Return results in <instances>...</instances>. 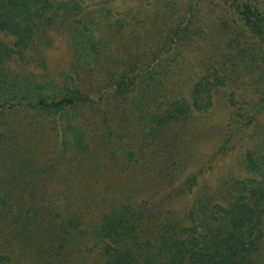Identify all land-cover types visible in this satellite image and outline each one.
Listing matches in <instances>:
<instances>
[{
  "label": "trees",
  "instance_id": "1",
  "mask_svg": "<svg viewBox=\"0 0 264 264\" xmlns=\"http://www.w3.org/2000/svg\"><path fill=\"white\" fill-rule=\"evenodd\" d=\"M190 1L194 7L199 0ZM231 1L237 10L240 29L249 38L247 48L254 63L252 67L264 69V13L251 0ZM80 5V0H0V187L6 190L8 184L15 185L4 176L10 170L3 161L18 165L26 176L43 177L55 174L65 157L71 155L75 162L71 174L75 179L81 176V182L74 180L79 186L71 187L73 191L60 189L56 195L54 189L52 194L63 203L53 200V264H70L69 253L84 239V234L96 251V264H264V170L255 165L250 153L247 156L249 170L257 177L230 182L228 195L220 199L208 194L198 195L183 219L176 218L166 208L156 210L148 202L133 203L112 197L109 192H102L100 196L87 193L85 188L91 183L82 184V170L87 169L96 179L105 155L112 153L105 152L107 147L114 149L116 144L121 145V151L115 149V154H125L128 161L134 159L132 151L126 150L130 144H122L132 130L120 117L111 125L102 116L95 121L94 128L91 127L85 114L87 107L98 105L108 90L121 100L135 92L132 94L135 101L130 102L138 108V115H133L126 107L125 119L139 120L143 129L149 128L150 134L159 138L156 127L187 118L192 107H198L202 92L206 93L203 107L208 106L212 82L223 85L224 80L215 70L207 71L202 80L212 76L213 81L195 83L190 89L191 101L178 97L160 108L153 106L152 101L159 99L160 93L156 87L160 80L156 77L163 73L149 68L139 71L134 61H128L104 80L101 72H96L106 55L98 30L102 26L113 28L119 18L114 22L104 14L97 21L83 15L76 27ZM65 20H69L71 73H62L60 81L27 74L23 63L30 58L25 52L36 45L35 37L39 35L50 41L46 30ZM95 72L96 77L86 83L82 74ZM90 82L95 83L94 89L87 87ZM140 84L149 87L145 94L138 92ZM95 92L97 98L93 99L91 94ZM97 130H101L102 135ZM44 137L50 139L47 151L51 159L39 166L27 159H37V155L32 154L36 151L31 148ZM86 161L87 165H83ZM188 180V188H174L173 199H180L185 190H192L194 180ZM35 183L28 180L18 185L23 195L28 193L34 197L32 206L21 207L24 215L19 216L20 222L25 226L37 227L42 222L44 212L34 202H45L46 197H41L39 192L30 194L27 189L28 184ZM13 187L6 190L5 198ZM81 189L86 193L78 192ZM84 208L97 210L91 229L84 227L81 221L80 212ZM3 211L4 208H0V213ZM83 229L89 230L88 233ZM0 246V264H7L11 257ZM80 258L83 256L78 254V264L83 261Z\"/></svg>",
  "mask_w": 264,
  "mask_h": 264
},
{
  "label": "rangeland",
  "instance_id": "2",
  "mask_svg": "<svg viewBox=\"0 0 264 264\" xmlns=\"http://www.w3.org/2000/svg\"><path fill=\"white\" fill-rule=\"evenodd\" d=\"M251 1L264 13V0ZM80 4L76 27L83 15L97 21L104 14L114 22L119 18L113 28L102 26V22L99 25L102 27L98 33L104 41L106 55L96 72H101L104 80L112 71L131 61L139 71L149 68L163 73L156 77L160 80L156 83L160 93L159 99L152 101L153 106L160 108L178 97L191 101L190 89L195 83L213 81L212 76L202 80L207 71L215 70L224 80L223 85L212 82L208 106L203 107L206 93L202 92L198 107L193 106L187 118L156 127L159 138L150 134L149 128L143 129L139 120L125 119L126 107L133 115H138V108L130 102L135 92L121 100L108 90L98 105L87 107L85 114L93 128L102 116L111 125L115 123L113 120L121 118L132 130L122 144L129 143L126 150L134 155V159L128 161L125 154L114 152L115 149L121 151V145L116 144L114 149L107 147L104 151L112 153L105 155L96 179L87 169L82 170V184L91 183L85 188L87 193L100 196L102 192H109L112 197L133 203L148 202L156 210L166 208L176 218L183 219L198 195L208 194L220 199L228 195L230 182L257 177L249 170L248 153L255 165L264 170V69L252 67L254 63L247 48L249 38L240 29L237 10L231 0H199L194 7L190 0H80ZM68 21L55 23L52 29L46 30L50 41L39 35L35 37L36 45L25 52L30 58L23 63L27 74L60 81L62 73H71ZM96 72L82 74L86 83L96 77ZM94 84L90 82L87 87L92 88ZM148 88L140 84L138 92L145 94ZM91 95L97 98L96 92ZM97 132L100 134L101 130ZM26 139L29 143L28 137ZM49 147L50 139L42 138L31 148L36 151L32 154L37 155V159L32 157L27 161L39 166L50 162ZM72 158L66 156L55 174L43 177L26 176L18 165L2 162L10 170L4 176L9 183L15 184L6 186L7 191L14 186L7 198V191L0 187L3 200H0V208H4L0 213V244L11 257L7 264H53V200L63 203L52 194L54 189L57 195L60 189L73 191L71 187L79 186L74 180L81 182V176L75 179L71 174L75 164ZM83 165H87V161ZM188 179L194 180L192 190H185L183 197L173 199L174 188H188ZM28 180L36 181L27 185L30 194L39 192L41 197H46L45 202H34L44 212L41 225L37 227L25 226L19 217L24 215L21 207L32 206L34 199L28 193L23 195L18 186ZM82 190L78 192L86 193ZM96 211L81 210L84 227L91 229ZM25 234L29 236L24 238ZM83 237L69 253L70 264H78V254L83 256L81 264H96V251L87 234ZM262 246L264 254V241Z\"/></svg>",
  "mask_w": 264,
  "mask_h": 264
},
{
  "label": "water",
  "instance_id": "3",
  "mask_svg": "<svg viewBox=\"0 0 264 264\" xmlns=\"http://www.w3.org/2000/svg\"><path fill=\"white\" fill-rule=\"evenodd\" d=\"M237 1L241 2L242 0H237Z\"/></svg>",
  "mask_w": 264,
  "mask_h": 264
}]
</instances>
